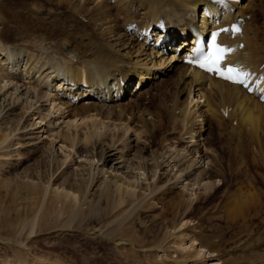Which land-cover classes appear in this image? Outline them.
I'll list each match as a JSON object with an SVG mask.
<instances>
[{
	"label": "bare ground",
	"instance_id": "1",
	"mask_svg": "<svg viewBox=\"0 0 264 264\" xmlns=\"http://www.w3.org/2000/svg\"><path fill=\"white\" fill-rule=\"evenodd\" d=\"M58 1V4H64V8L71 12L65 19L70 16L75 30L69 31V34L74 36L73 33H75L76 37H67L66 34V37H63L64 35L61 34L65 30L57 27L60 22L55 23L53 17H49L51 13L43 17L46 19V26L44 32L38 33L37 37L26 33L24 35L17 30H12L13 37L10 40L0 37V80L5 83L3 86L0 85V101L8 102L10 113L18 112L21 108V111L24 110L23 117L36 118L35 120L33 118L25 130L23 135L25 142L23 144L19 142L17 147L24 145L37 150L38 144L43 142L39 132L45 131L47 137L53 139L46 149L55 158L58 154L55 148L56 142L79 150L85 145L83 143H86L84 142L86 138H92L94 142L88 146L100 149L96 152H99L97 155L101 164L105 166L112 163L110 168L117 173L121 171L123 174L122 176L111 175L114 179L100 176L104 178L103 182L105 181L106 186L103 187L108 197L114 189L112 187L116 188V194H118L116 201L119 206L130 204L129 210L134 212L146 203H149L147 206L153 207L152 199L158 192L160 193L158 184L151 187L152 190L145 195L141 191L136 193L118 184L119 181L125 183L124 179L134 178L136 172L142 171L145 181L150 179L151 175L157 179V174H160L158 176L160 181L161 178L166 179L164 180L166 184L163 186L181 187L182 192L179 197L182 200L179 204L172 205L173 214L176 217L179 214L182 218L187 214L193 218L196 217L195 212L198 210L194 206L196 203L195 197H192L193 194L199 201L200 198L206 197L209 191L220 185L216 182V178H220L219 181L226 180L223 174L224 167L213 161L207 146L211 138L209 135L211 124L220 127L225 122H229L230 131L240 140L253 138L255 149L254 191L253 197L251 196L253 221H261V213L264 210L263 191L259 186L264 182V46L260 41V27L250 26L253 20L250 13L253 11L254 0L249 2L226 0L221 3L218 1L214 3L212 0ZM247 15H251L250 19ZM238 20H245L243 29L240 33L233 35V23ZM210 25L215 28L230 26V32L220 35L222 42L233 48L232 53L227 55L226 63L237 65L253 76V83H256L253 93H248L247 87L192 68L185 61L196 39L194 36L192 41L187 42L189 27L205 28ZM51 32L54 34H50ZM144 32H151L158 37L145 36ZM167 34L170 36L169 39L164 44H160L161 37ZM61 36L63 38H60ZM55 37L59 38L53 39ZM169 50H173L174 53L167 56ZM170 72L176 74V83H182L187 88L186 101L183 102L177 98L169 105L165 102L166 112L171 113L165 117L163 116L164 103L161 99L154 111L141 108L140 101L143 96L154 90V84L158 82L162 84L165 81L164 75H170ZM9 89H12V92H8ZM127 97L129 102L125 101ZM195 97L201 100L200 103L197 104ZM115 112L125 115L128 120H134L137 124L141 122L142 126L147 128L155 127V125L164 126L168 128L166 132L173 131L177 136L164 138L170 143H165L167 145L163 146L162 152L152 153L150 159L136 155L129 157L125 150L127 149L125 138L122 140L124 143L113 139L103 141L105 138L103 136H106L109 128L105 119L112 118ZM118 115L116 117H119ZM67 117L70 120L65 121ZM100 117L103 121L98 120ZM166 117L169 123H164ZM76 118H83V120L78 122ZM37 119L41 124L36 123ZM122 124L119 125V131L122 129L123 132L126 131L125 134H129L133 128L127 125L128 123ZM35 129L40 131L35 132ZM18 130L17 128L15 133ZM134 135L136 137L133 141L136 143L142 141L138 132ZM1 145L0 148L3 147ZM201 150L204 151L202 155ZM69 155L71 156V152L64 157L65 161ZM150 165H153L152 172L155 169L153 174H151V168L149 169ZM97 171L102 173L104 170H98L97 167ZM237 171L241 172V170ZM95 175L90 183L93 186H91L92 189L98 182L99 176ZM128 185L139 187L141 184L136 182V185L134 183H128ZM238 188L239 191L240 187ZM161 189L163 191L164 188ZM66 197L71 198L72 202L78 201L76 194L73 197L69 195ZM60 200L61 197L57 201ZM244 200L239 197L232 202L233 208L228 207L231 209V214L239 216L238 218L242 217L240 219L244 227H249V215L243 216L240 213L247 205L242 207ZM79 201L80 205L74 211L76 214L83 211V205L87 203L86 198ZM36 222V217L31 220L32 230ZM193 227V230L198 228V226ZM32 230L31 234L34 232ZM261 234L257 232L254 236L253 245L257 242L258 247L262 246L264 234ZM193 240L198 239L195 237ZM200 245L201 248H209L206 241L200 240ZM260 261H264V255ZM225 264L240 263L233 259Z\"/></svg>",
	"mask_w": 264,
	"mask_h": 264
},
{
	"label": "rangeland",
	"instance_id": "2",
	"mask_svg": "<svg viewBox=\"0 0 264 264\" xmlns=\"http://www.w3.org/2000/svg\"><path fill=\"white\" fill-rule=\"evenodd\" d=\"M57 2L59 1L0 0V37L12 39V30L37 37L38 33L44 32L46 19L43 17L48 13H51L49 17L52 16L55 23L60 22L57 27L65 30L61 34L64 35L63 37L66 35L74 37L75 33H73L74 36L69 33L75 30V25L71 23L70 16L65 19L71 12L64 8V4ZM250 14L253 16L250 26L260 27V41L263 44L260 43L264 46V0H254L253 11ZM247 17L250 19L251 15ZM53 32L50 34H54ZM62 36L60 38H63ZM172 53H174L173 50H169L166 55L170 56ZM175 78L174 72L164 75L165 81L162 84L160 82L154 84L155 93L151 91L143 96L140 101L141 108L154 111L161 99L164 103L163 116L165 117L171 114L166 112V104L169 105L177 98L185 102L187 88L182 83H176ZM4 84V81L0 80V85ZM11 90L9 89L8 92H12ZM128 99L129 97L125 101L129 102ZM195 100L197 104L201 101L197 97ZM8 108V102L0 101V145L3 146L0 148V264H225L233 259L240 264L242 262L264 264V261H260L264 255V242L261 247L257 246V242L253 245L257 232L264 234V210L263 214L261 213V221H253V199L251 200L254 191L253 138L240 140L230 131L229 122H225L220 127L211 124L209 130L211 138L207 146L213 161L224 167L223 174L226 180L219 181L220 178H216V182L220 185L209 191V194L200 198L199 201L193 194L192 197H195L197 204L194 206L199 211L195 212L196 217L192 218L191 215L186 214L183 219L179 214L176 217L172 209V205H177L182 200L179 197L182 192L181 187L163 186L166 184L164 181L166 179L161 178L160 181L158 177L160 174H157V179L151 175L150 179L145 181V176L140 171L134 174L136 177L124 179L125 183L118 182L123 188L136 193L141 191L144 195L158 184L160 193L158 192L152 199L153 207L147 206L149 203H146L136 212L131 210L134 212L132 213L129 210L130 204L118 205L116 201L118 194L114 186L112 189L114 188L115 191L112 190L111 198L108 197L104 188L106 186L105 181L103 182L104 178L100 176L104 175L110 179L113 177L111 175L122 176L123 174L121 171L118 173L113 171L110 168L112 163L105 166L101 164L97 155L99 152H96L100 149L88 146L94 142L92 138H86L84 141L86 143H83L85 145L79 150L75 148L73 150L61 142H56L55 148L58 154L54 158V155L48 153L46 149L51 145L52 137H47L45 131L39 132V129H35V132L39 130V135L43 136L40 138L43 142L38 144L39 148L36 150L24 145L18 148V144L25 142L23 135L34 117H23L24 110L21 111V108L15 113H10ZM114 114L112 118L105 119L110 130L108 128L103 141L111 139L119 140L121 143L126 141L127 149L125 150L129 157L136 155L150 159L152 153L162 152L170 143L164 138L177 136L173 131L166 132L168 128L164 126L155 125L157 128L154 126L147 128L142 126L141 122L137 124L134 120L130 121L118 112ZM79 118H76V121L82 122L83 118ZM68 119L70 120L67 117L65 121ZM98 120L103 121L102 117ZM165 122L169 123L167 117ZM36 123L41 124L39 119ZM120 123H128L127 125L133 128L129 134L126 133L128 136L124 133L126 131L123 132L122 129L119 131ZM234 124L236 125V121ZM17 128L19 130L15 133ZM137 132L142 139L138 143L133 141L136 137L134 133ZM96 137L97 135L95 139ZM202 151L201 155L204 153ZM70 152L71 156L69 155L65 161L64 157ZM97 167L98 170L104 171L100 173ZM149 169L151 171L153 165H150ZM95 174L99 176L96 183V186H99L97 188L94 186L93 190L90 183ZM136 182L143 186L142 190L141 185L139 187L128 185V183L136 185ZM259 186L264 196V182ZM160 187L164 188L163 191ZM238 187H240L239 191ZM74 194L78 199L76 202L66 197L68 195L73 197ZM59 197L61 200L57 201ZM84 197L87 201L83 205L84 210L76 214L74 211L80 205L79 199H85ZM239 197L241 200L245 197L242 207L247 205L240 213L243 216L249 215V227H244L240 219L242 217L234 216L229 209V207L233 208L232 202ZM35 217L37 222L31 234V220ZM193 226H198L197 230H193ZM195 237L198 240H193ZM200 240L206 241L209 248H201Z\"/></svg>",
	"mask_w": 264,
	"mask_h": 264
},
{
	"label": "snow or ice",
	"instance_id": "3",
	"mask_svg": "<svg viewBox=\"0 0 264 264\" xmlns=\"http://www.w3.org/2000/svg\"><path fill=\"white\" fill-rule=\"evenodd\" d=\"M239 29H237L238 31ZM221 31H227V29H221ZM230 51L228 48L223 47L217 43V34L212 36L211 51L199 61V67L209 71L215 72L224 79L230 80L233 83H243L242 73L235 67H222V62L226 58V53Z\"/></svg>",
	"mask_w": 264,
	"mask_h": 264
}]
</instances>
